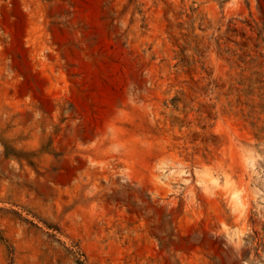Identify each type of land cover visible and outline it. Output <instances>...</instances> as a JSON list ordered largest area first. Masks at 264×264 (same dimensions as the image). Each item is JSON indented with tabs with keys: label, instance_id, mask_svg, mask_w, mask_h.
I'll use <instances>...</instances> for the list:
<instances>
[{
	"label": "rangeland",
	"instance_id": "374dc122",
	"mask_svg": "<svg viewBox=\"0 0 264 264\" xmlns=\"http://www.w3.org/2000/svg\"><path fill=\"white\" fill-rule=\"evenodd\" d=\"M0 264H264V0H0Z\"/></svg>",
	"mask_w": 264,
	"mask_h": 264
}]
</instances>
